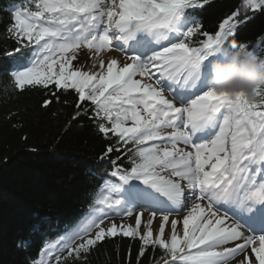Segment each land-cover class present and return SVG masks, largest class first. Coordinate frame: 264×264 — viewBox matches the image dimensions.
<instances>
[{
	"label": "snow or ice",
	"instance_id": "obj_1",
	"mask_svg": "<svg viewBox=\"0 0 264 264\" xmlns=\"http://www.w3.org/2000/svg\"><path fill=\"white\" fill-rule=\"evenodd\" d=\"M209 2L24 0L13 10L7 31L17 47L4 54L34 57L11 73L14 88L61 90L45 108L67 105L60 95L71 90L69 125L91 120L112 168L87 216L32 264H87L117 236L140 242L136 264L150 251L154 264H264V84L252 96L209 85L214 61L237 48L264 59V45L228 43L264 13V0H241L243 14L214 34L188 14ZM197 34L206 39L193 46ZM113 49L123 59L103 58Z\"/></svg>",
	"mask_w": 264,
	"mask_h": 264
},
{
	"label": "trees",
	"instance_id": "obj_2",
	"mask_svg": "<svg viewBox=\"0 0 264 264\" xmlns=\"http://www.w3.org/2000/svg\"><path fill=\"white\" fill-rule=\"evenodd\" d=\"M3 1L0 0V264H32L43 243L90 209L102 177L112 168L107 159L101 158L106 144L96 134L93 122L84 117L69 125L78 99L71 90L68 95H60L67 105L53 101L45 108L43 100L52 99L50 93L61 90L52 85L47 90L41 86L14 88L9 69L15 62L23 64L28 50L19 56L4 54L17 44L7 31L13 21L12 14L3 9ZM241 9V0H210L203 8L190 12L202 23V31L214 34L225 18ZM201 37L202 34L195 35L192 43ZM235 37L237 45H264V13H256L242 23ZM139 244L131 238H109L91 252L87 264H129V249L131 264H136ZM152 255L150 251L143 264H154ZM154 255L159 257L161 253L157 250ZM69 264L73 262L69 260Z\"/></svg>",
	"mask_w": 264,
	"mask_h": 264
},
{
	"label": "clouds",
	"instance_id": "obj_3",
	"mask_svg": "<svg viewBox=\"0 0 264 264\" xmlns=\"http://www.w3.org/2000/svg\"><path fill=\"white\" fill-rule=\"evenodd\" d=\"M258 84H264V59L245 55L237 48L228 59L214 61L209 74V85L218 91L253 95Z\"/></svg>",
	"mask_w": 264,
	"mask_h": 264
},
{
	"label": "bare ground",
	"instance_id": "obj_4",
	"mask_svg": "<svg viewBox=\"0 0 264 264\" xmlns=\"http://www.w3.org/2000/svg\"><path fill=\"white\" fill-rule=\"evenodd\" d=\"M2 5H3V9H5V10H8V9L9 10H14L16 8L15 3L12 0H4L3 3H2ZM89 56H91V55L88 54V53H86V51L82 50L81 59H83L86 62H88V57ZM119 56L120 55H119L118 52H115V51L110 50V51H106L104 53L103 58L105 60H108V59H111V58H114V57L119 59L120 58ZM94 59L95 58L93 57V60ZM88 63L90 64L91 62H88Z\"/></svg>",
	"mask_w": 264,
	"mask_h": 264
},
{
	"label": "rangeland",
	"instance_id": "obj_5",
	"mask_svg": "<svg viewBox=\"0 0 264 264\" xmlns=\"http://www.w3.org/2000/svg\"><path fill=\"white\" fill-rule=\"evenodd\" d=\"M241 11V13H243V9H241L240 10ZM165 46H167V45H165ZM85 51H86V53H88V54H90V55H92L91 54V52L89 51V50H86V49H84ZM115 50V49H114ZM107 51V50H106ZM105 51V52H106ZM117 50H115V52H116ZM104 52V53H105ZM118 52V51H117ZM104 53H103V55H104ZM119 53V52H118ZM123 57H121L120 59H122ZM86 217V216H85ZM143 219V218H142ZM127 222H129V223H133V221H127ZM107 223V222H106ZM159 223H160V221H159V219H157L156 221H155V225H156V227L158 228L159 227ZM144 230V228H143V224H142V227H141V231H143ZM166 231H167V229H166Z\"/></svg>",
	"mask_w": 264,
	"mask_h": 264
}]
</instances>
